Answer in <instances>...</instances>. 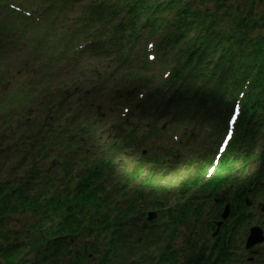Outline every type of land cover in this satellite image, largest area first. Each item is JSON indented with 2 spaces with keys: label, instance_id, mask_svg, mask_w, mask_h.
Returning <instances> with one entry per match:
<instances>
[{
  "label": "trees",
  "instance_id": "trees-1",
  "mask_svg": "<svg viewBox=\"0 0 264 264\" xmlns=\"http://www.w3.org/2000/svg\"><path fill=\"white\" fill-rule=\"evenodd\" d=\"M194 1H196V6L192 7V3ZM207 1L209 0H188L187 3L182 5L179 10H176V8L178 5H181V0H125V2L121 1L110 7L113 19L119 20L120 22V25L114 29L111 37L119 42H122L126 39L123 31L126 30L127 27H135V23L139 20L141 14L144 13V6L147 3H149L159 15L164 14L165 17L167 15H171V13L175 11L173 22L178 27H184L187 31L195 27L197 31H203V33H198L195 39V44H199L201 48V57L197 58L194 61V57L198 52L195 49H193L189 55L185 56V68L187 70V74L181 85V94L179 95V97H181L179 98V104L181 102L180 106L185 102L183 98L186 96V94L196 89V97L200 93L205 94L207 92L208 95H210L209 98L215 100L216 107L212 112L214 116H220L224 108L223 96L228 87V80L231 81L232 86L235 88L236 86H239L242 81L250 74H254L250 93L246 99L245 116L240 123V126L243 127V130L237 135V137L231 144L229 151L221 160V163L215 173L213 180L209 182V184H206L203 188V191L206 192L205 194H209V192L207 191L216 193L218 190H220L222 184H225L227 180L232 176V174L235 173V165H237L241 161L242 162L240 163L238 168L241 170V172H243L242 170H244V164H247V160L251 156L250 152L252 148H248L247 154L242 153L243 157L241 159L237 158L236 152H238L240 143L245 138L248 139L251 146H253L254 135L256 134L257 129L249 128L253 119L257 117L259 110L261 112H264V36L260 37L255 34L252 37V40L249 38H245L244 36V28L246 26V23L252 17L253 2L255 0H234L239 1L240 3H245L247 5V9L243 8L242 10H240L239 8H236L237 13L232 18L231 28L236 31H242V33L240 32L237 35V40L235 43H233L236 48H229L232 54L227 58L228 60L225 63L223 61L215 65L213 74L220 72L221 76L216 88L210 92L207 91V85L209 84V81L204 75L205 65L203 66V62L207 58H210L209 55L206 58V54L209 52L212 45L208 41V38L205 36V32L217 26L218 24H222L224 22L226 23L229 18L231 7L224 4L221 9L215 8L212 12L203 14L199 11V7L203 2ZM257 1L259 2L260 0ZM108 2L109 0H68V4L79 3L90 7V17L96 13V8L106 9L105 5ZM256 6L257 5H255V7ZM72 7L73 6L71 5V8ZM122 13H124L125 16L121 19L119 16ZM159 18L160 17H157L155 15L148 17V19H152L155 21H158ZM78 23H81V21H79ZM111 26L112 23L108 27ZM71 27L72 26L70 25L69 28ZM77 29H79V27ZM200 103L202 105H205V101L203 99L200 101ZM147 104L153 105L154 103L148 101ZM154 134L155 132H152L151 136H154ZM191 163L193 162H189L187 166H189V164ZM108 169V171L111 172L112 166L108 167ZM262 172H264V168ZM253 179V181L257 180L256 177H253ZM149 183L152 188L154 187V189L148 195V197L151 198L153 197L155 190H158V188H163L162 183L160 182L159 174L156 173V171L151 172ZM195 185L196 181L193 179L192 173L188 171L183 186L190 188L191 186ZM27 188H29V186H27ZM26 191L28 190L25 188H21L16 194L8 195L7 200L0 204V218H2L7 211L14 209V207L18 205L17 203L19 199L23 198V194ZM242 195H244L243 192ZM16 196L18 197L17 199H15ZM11 204L14 206L13 208L10 207ZM21 206L26 207V202L21 204ZM234 206V214L238 216V218H236L235 220L244 221V205L241 196L236 195L234 199ZM32 208L33 210H35L38 207L33 205ZM130 211L131 209L130 207H128L127 210L120 212V220L118 222V226L121 225L120 221L127 220ZM1 222L2 220H0V223ZM130 233V231L126 232L122 231L121 229L115 232V235L118 237L116 246L119 250L125 248V245L128 246L130 244L128 241L122 239L125 234L129 235Z\"/></svg>",
  "mask_w": 264,
  "mask_h": 264
},
{
  "label": "rangeland",
  "instance_id": "rangeland-1",
  "mask_svg": "<svg viewBox=\"0 0 264 264\" xmlns=\"http://www.w3.org/2000/svg\"><path fill=\"white\" fill-rule=\"evenodd\" d=\"M261 6L262 5H264V1L260 4ZM259 12H262L263 10H264V6L263 7H261V8H258L257 9ZM262 14V13H261ZM0 16H1V14H0ZM94 18V17H93ZM88 24V21L87 20H85L84 22H83V27H85L86 25ZM83 36L79 33V34H76L75 36H74V42H77L78 40H80L81 38H82ZM16 45H19V43H9V44H7L6 46H5V50H6V53L8 54V52L13 48V47H15ZM6 56L4 55V58H5ZM11 60H10V58L7 56L6 57V66H13L12 64H10L9 62H10ZM21 62H18L15 66H17L18 64H20ZM34 66H36V62H33V64H32V67L29 69V71L30 72H32V70H33V68H34ZM25 78L26 77H24V76H22V75H19V76H15L14 75V73L13 72H10V74L8 75V76H6L5 77V80L6 81H3L2 83L5 85V86H2L1 87V89H0V109H3V107H4V105H6L7 103H9V102H11L12 101V99L15 97V95H18V99H19V95H21V93H22V91L24 90V88H23V85H25L27 82L25 81ZM69 100H71V98L69 99ZM119 107V104H116L115 103V101L114 102H111V101H109V100H107L106 102H104V104H103V108L101 109V112H102V115L103 116H106L107 117V120H115L116 121V118L118 119V116H117V114L118 113H113V110H115V108H118ZM118 112V111H117ZM96 114V112L95 113H93V115H95ZM120 119V118H119ZM133 120V119H132ZM148 121H153L154 123H153V125L154 126H160V127H162V129H164L165 131H166V134H163V135H160L159 136V139L160 140H158V141H160L161 142V145H160V147H158L157 149H156V151L158 152V153H160L161 152V147L167 142L168 143V140H167V138L165 139V135H169L171 132H173L174 131V124H173V122L171 121V118L168 116V115H166L164 118H161V119H159L158 120V117H156V116H154V117H148ZM143 124L144 125H146V122H143ZM208 126H209V124L208 123H205V125H204V127L200 130V131H198L197 133H196V137H195V140H194V142H192V143H188V145L185 147V149L183 150V156H187L188 154H190L191 152H193L194 150L193 149H196L201 143H202V140L204 141L205 140V138H204V136H205V134L207 133V131H208V129H209V131H210V128H208ZM140 129L142 130V127H140ZM73 134H74V136H76L78 139H79V136H78V134L79 133H76L75 134V132H72ZM220 133V132H219ZM168 135H167V137H168ZM219 135L218 134H216V136H215V138H217ZM66 141H67V143H70V142H73L74 141V138H72V139H69V138H66L65 139ZM183 140V137H181V139H180V142ZM79 141H80V139H79ZM147 141V140H146ZM201 141V142H200ZM180 142H179V144L178 145H176V146H173L172 148L176 151V150H178L177 151V153L178 152H180V150H181V148H180ZM169 144V143H168ZM143 148H145L146 149V143H143ZM155 149V148H154ZM147 150V152H148V154L149 155H155V153H154V151L155 150ZM140 151H144L143 149H140ZM3 157V155L0 153V159ZM135 158H137V156H135ZM138 159V158H137ZM131 157H130V154H129V156H128V158H127V161H125L124 163H125V165H127L128 167H130V168H132L133 166H134V163H132L131 161ZM45 165H42L41 166V171L42 170H45ZM129 168V169H130ZM117 172H118V170H117ZM177 174H179L180 175V173H177ZM254 214H255V221L256 222H262L263 221V219L261 218V217H259L258 215H257V213L256 212H254ZM27 221L28 220V216L26 215V214H24V215H18V216H16V217H14L13 219H12V222H11V224H10V228H13V227H17L18 229L23 225V222L24 221ZM255 222V223H256ZM254 223V224H255ZM184 231H185V229H184ZM185 243V239L184 238H179L178 239V244L179 245H183ZM258 253H261V250H259V252ZM130 260H131V258H128L127 259V264L130 262ZM119 262V261H118ZM118 262H116V263H114V264H118Z\"/></svg>",
  "mask_w": 264,
  "mask_h": 264
}]
</instances>
